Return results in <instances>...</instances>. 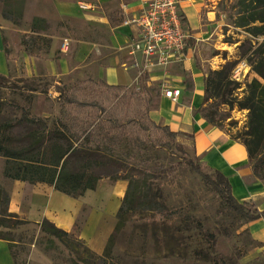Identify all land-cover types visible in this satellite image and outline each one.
<instances>
[{
  "label": "rangeland",
  "instance_id": "obj_1",
  "mask_svg": "<svg viewBox=\"0 0 264 264\" xmlns=\"http://www.w3.org/2000/svg\"><path fill=\"white\" fill-rule=\"evenodd\" d=\"M56 1L68 9L59 10L50 0H23L20 22L14 25L1 17V12L7 8L0 0V33L6 38L9 52L7 70L3 75L7 78V87L0 89V97L6 103L0 117V145L17 149L23 154L25 142L22 141V128L17 127L18 120L25 115L31 119L62 120L70 129L71 125L64 119L61 94L63 90L71 88L75 81L92 78L93 69L100 57L98 52L105 53L103 46L108 43V37L102 30L88 26L77 14L80 13L79 3L93 5L92 0ZM128 1L123 0L125 3ZM210 1L214 20L208 22L206 16L203 17V32L194 42L190 54L204 75L222 68H233L245 60L249 68L245 70V77L238 83L240 88L233 94L239 99L244 95L245 84L258 79L251 71L248 59L262 38L255 39L244 29L233 27L235 16L234 9L230 8L231 0ZM63 14L66 17L63 18ZM33 18L46 21L38 25L36 32L30 31ZM25 35H31L33 38L28 42V46L32 50L30 58L35 65L32 64L29 77L16 75L14 64L18 53L24 50L21 42ZM87 43L93 45L94 51H91L84 65L66 75L56 77L47 74L44 69L46 60L58 65L59 58L66 54L71 66L74 54ZM174 77L161 70L155 74V82L150 88L156 89L162 83L171 82ZM146 79L148 75L142 73L141 81ZM259 80L261 81L260 78ZM11 86H28L30 90L14 91ZM212 102L213 100L208 106ZM217 111L219 116L229 117L228 120L220 122L225 131L236 135L243 130L247 111L238 110L237 107L230 111L227 106H220ZM49 127H52L50 123ZM58 127L60 130L63 128L62 125ZM88 131L91 133V147H109L113 162L111 166H100L94 161H72L69 170L75 174L86 170V183L93 178L110 181L125 176L129 173L127 168L136 164L137 158L142 155L141 150L134 146H130V154L127 155L123 138L118 133H108L97 126H90ZM176 143L182 145L183 152L173 147L156 149L158 161L149 164L151 169L157 164L163 166L162 172L155 175L152 188L157 196L154 202L165 205L167 211L174 215L171 227L158 229L151 223H145L138 210L125 212L119 228L109 239L104 253L100 255H103L100 260L93 257L85 244L81 243L77 247L74 242L70 244V247L81 251L84 260L90 264H237L241 255L255 246L250 240L242 217L204 186L196 173L185 165H177L184 164L187 159L198 160L194 157L190 140L177 138ZM50 156L49 151L45 156L38 155L37 158L38 161L44 162L48 161ZM4 162L5 159L0 156V186L6 191L11 180L2 177ZM204 171L212 173L207 167ZM10 235L15 243L12 252L17 264H72L75 259L74 252H70L56 240L50 244L37 227L22 226ZM170 251L172 255L166 256ZM3 255L0 252V264L4 263Z\"/></svg>",
  "mask_w": 264,
  "mask_h": 264
},
{
  "label": "trees",
  "instance_id": "obj_2",
  "mask_svg": "<svg viewBox=\"0 0 264 264\" xmlns=\"http://www.w3.org/2000/svg\"><path fill=\"white\" fill-rule=\"evenodd\" d=\"M1 1L7 8L1 12V17L14 25L18 24L23 10V0ZM230 8L234 9L233 27L244 29L255 39L262 38L257 47L251 51L248 59L251 71L258 79L246 83L243 97L237 99L233 94L240 86L237 82L230 80L232 68H222L205 74L202 80L203 103L196 112L200 113L209 125L223 130L232 141H237L244 146L247 166L252 171L253 177L259 182H264V0H231ZM234 16L231 15V17ZM182 21L186 26L184 16ZM45 22V20L33 18L30 31L36 32L39 29L38 25ZM32 39L31 35H25L21 42L24 54L28 57L32 55V50L28 46V42ZM187 44L190 46L191 41L189 40ZM2 45L7 55L4 36ZM191 81L190 75L183 79L187 91H192L194 88ZM4 87H7V78L0 75V89ZM11 88L14 91L30 90L28 86H11ZM154 90L146 86L139 89L135 86H111L104 81H95L90 78L75 81L71 88L63 90L61 94L64 119L69 122L71 128L68 129L62 120L31 119L27 115L23 116L18 120L17 127L23 130L22 141L25 142V154L31 156H26L17 149H8L0 145V156L5 159L2 177L11 181H25L29 184L51 185L56 191L71 197H78L85 191L92 190L101 179L93 178L86 183L84 181L88 176L86 170L75 174L69 170V167L72 161L77 160L94 161L100 166L112 165L109 147H91V133L88 129L90 126H97L102 131L120 134L123 138V146L127 148L125 151L127 155L130 154V146L142 152L136 164L127 168L129 172L127 175L110 180L111 182L120 180L127 182V191L116 215L117 223L113 232L115 233L119 228L122 215L135 210L140 212L145 223H151L162 230L171 227L174 215L167 211L165 205L154 202L157 196L152 188L154 177L162 172L163 166L157 164L154 169H151L149 164L158 161L156 149L173 147L183 152L182 145L177 144L176 139L187 138L191 142L193 136L172 132L167 126L157 125L150 119L148 112L152 106ZM156 95H159L158 91ZM211 100L213 102L208 106ZM4 105L6 103L0 97V117ZM220 106H227L230 111L233 107L247 111V119L242 131L233 135L222 128L220 122L228 120L229 117L219 116L217 109ZM49 123L52 127H49ZM59 125L63 127L61 130ZM49 151L51 156L48 161H38V155L45 156ZM193 154L197 158L194 151ZM197 159H187L184 164L177 165H185L190 171L196 173L204 186H207L216 197L224 200L234 213L242 217L245 225L264 218V213L257 212L251 202H239L233 198L231 185L220 171L211 170L212 173L204 171L206 166L199 158ZM8 201L9 193L0 186V240L6 243L13 264L17 263L12 252L15 243L10 234L22 226L37 227L39 233L46 236L50 244L56 240L70 252H74L75 259L72 260V264H90L83 259L81 251L70 247L73 242L76 247L81 243L84 244L75 233L63 232L47 220L35 224L23 218L20 219L8 211ZM250 240L255 245L251 238ZM87 250L91 252L88 247ZM91 254L97 260L103 257L92 252ZM171 255L172 251L166 254V256Z\"/></svg>",
  "mask_w": 264,
  "mask_h": 264
},
{
  "label": "crops",
  "instance_id": "obj_3",
  "mask_svg": "<svg viewBox=\"0 0 264 264\" xmlns=\"http://www.w3.org/2000/svg\"><path fill=\"white\" fill-rule=\"evenodd\" d=\"M140 1L129 0L125 3L123 0H92L93 10L77 13L88 26L102 30L108 37V43L103 46L105 53L98 52L100 57L98 56V62L90 79L104 81L111 86H135L139 89L142 86L150 88L155 82V74L161 70L175 76L171 82L162 83L152 91V106L148 116L155 124L167 126L172 132L191 134L195 156L204 166L212 171H220L226 177L231 185L233 198L239 202H251L257 212L264 213V182H259L253 177L252 171L247 166L244 146L232 141L223 130L209 125L202 115L196 112L202 105L204 74L192 60L190 51L203 32L201 29L203 17L206 16L208 22L214 20L211 1L178 0L181 14L186 21L185 28L191 35V45L187 47L184 53L185 59L180 63L148 68L145 72L148 79L144 82L141 81L143 60L130 46L132 39L130 28L122 25L125 17L138 9ZM50 2L58 6L59 10L68 9L56 0ZM123 7L126 10H123ZM2 37L0 33L1 76L5 74L9 61V52L6 55L3 50ZM81 47L82 49L71 59V66L68 64L69 56L66 54L59 58L58 65L46 60L44 69L47 74L56 77L66 75L78 66L84 65L91 51H94V47L89 43ZM14 64L16 75L22 77L31 76L32 64L35 65L32 58L24 54V50L18 53ZM137 64L138 67L135 66ZM188 75L192 77L191 83L194 87L192 91H187L183 84L184 77ZM163 84L181 87L176 102L164 97L161 88ZM156 91L159 95H156ZM6 191L9 193L7 207L10 213L35 224L47 220L63 232L75 233L92 253L101 255L114 233L116 215L126 194L127 182L100 180L92 190L85 191L78 197L62 194L51 185L29 184L21 180L10 181ZM245 227L255 246L242 255L237 264H264V218L252 221ZM0 252L4 254V263L3 260L1 263L13 264L6 243L1 240Z\"/></svg>",
  "mask_w": 264,
  "mask_h": 264
},
{
  "label": "built area",
  "instance_id": "obj_4",
  "mask_svg": "<svg viewBox=\"0 0 264 264\" xmlns=\"http://www.w3.org/2000/svg\"><path fill=\"white\" fill-rule=\"evenodd\" d=\"M138 9L130 12L122 21L130 28L132 39L130 46L138 53L143 64L141 73L155 66L173 65L184 58V53L191 38L182 21L183 16L178 0H141ZM82 12L93 10L91 4L79 3ZM123 10L126 8L123 7ZM138 67V64L135 65ZM249 67L244 60L231 69L230 80L240 83ZM166 73V71H163ZM163 95L171 102H176L181 87L162 85Z\"/></svg>",
  "mask_w": 264,
  "mask_h": 264
}]
</instances>
